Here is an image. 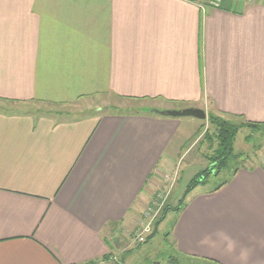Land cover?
Masks as SVG:
<instances>
[{
	"label": "crops",
	"instance_id": "crops-1",
	"mask_svg": "<svg viewBox=\"0 0 264 264\" xmlns=\"http://www.w3.org/2000/svg\"><path fill=\"white\" fill-rule=\"evenodd\" d=\"M106 95L264 122V0H0V264L101 262L152 204L183 119L22 108ZM255 158L185 197L173 253L264 264V144Z\"/></svg>",
	"mask_w": 264,
	"mask_h": 264
},
{
	"label": "rangeland",
	"instance_id": "rangeland-1",
	"mask_svg": "<svg viewBox=\"0 0 264 264\" xmlns=\"http://www.w3.org/2000/svg\"><path fill=\"white\" fill-rule=\"evenodd\" d=\"M178 106L180 104L173 107L177 108ZM22 108L34 114L49 113L56 115L62 113V118H74L81 115L133 114L145 110H176L169 109L165 103L160 101H135L109 95L80 100L68 106L28 103ZM204 112L206 114L205 120L183 118V126L167 149L165 159L163 158L158 166L162 174L161 178H151V183L147 187V189H150L148 193L149 203L153 205L148 204L145 206V210L134 222L129 234H124V241L120 243L121 246L119 245V251L116 252V255L107 257L101 262L97 261L94 264H169L170 257L177 256L171 251L170 241L167 240L175 218V212H168L166 218L156 227L155 235L149 238L162 214V208L177 207L192 180L198 174L201 175L206 169L212 168V171L208 174L205 183L192 189L186 199H191L202 192L211 191L223 181L230 179L233 170L242 166L248 167L257 162L255 156L264 144V131L261 128L253 130L242 120L226 117L225 119H230V122L239 126L233 144V153L236 158L229 160L226 169L216 172L209 160L217 146L216 141L211 140L214 127L208 121V117L212 113ZM158 205L161 210H159ZM145 222L151 223V231L145 235L142 243H137L135 233L138 230L136 235L140 234L141 224L144 225Z\"/></svg>",
	"mask_w": 264,
	"mask_h": 264
},
{
	"label": "trees",
	"instance_id": "trees-1",
	"mask_svg": "<svg viewBox=\"0 0 264 264\" xmlns=\"http://www.w3.org/2000/svg\"><path fill=\"white\" fill-rule=\"evenodd\" d=\"M142 113L151 114L153 116H159L156 115L153 112H149V110L141 111ZM208 121L211 125L214 127V133L211 135V140L216 141V148L213 152V155L210 157L211 165L213 168H215L216 172L219 170H224L228 167L229 160L235 159L236 155H234V149L233 144L234 140L236 138V135L239 131V126L235 125L233 122H230L229 120H226L220 116L210 114L208 117ZM249 128L251 129H260L264 131V122L262 123H252V122H244ZM237 169L232 171L231 177L235 174V171ZM210 171H212V168L209 170H205L202 172V174H198L192 182L190 183L187 191L185 192L183 198L181 199L180 203L175 208H169L164 207L162 208V214L159 217L158 221L156 222L155 228L153 233L149 236V238H152L156 231L157 226L165 219V216L168 214V212H179L185 201V197L188 195V193L194 189L199 184H204L206 181V178L208 174H210ZM230 177V179H231ZM230 179L223 181L220 183L217 187L213 188L210 192H216L223 186H225ZM169 264H216L213 261L201 259L197 257H191V256H183V255H177L176 257H170Z\"/></svg>",
	"mask_w": 264,
	"mask_h": 264
},
{
	"label": "water",
	"instance_id": "water-1",
	"mask_svg": "<svg viewBox=\"0 0 264 264\" xmlns=\"http://www.w3.org/2000/svg\"><path fill=\"white\" fill-rule=\"evenodd\" d=\"M160 116H165L174 119L194 118L197 120H205L206 114L203 110L197 108H185L180 110H165V111H149Z\"/></svg>",
	"mask_w": 264,
	"mask_h": 264
},
{
	"label": "built area",
	"instance_id": "built-area-1",
	"mask_svg": "<svg viewBox=\"0 0 264 264\" xmlns=\"http://www.w3.org/2000/svg\"><path fill=\"white\" fill-rule=\"evenodd\" d=\"M188 1L196 4L201 9H204V7L206 5L210 6V7L217 8V7H219V4H220V0H188ZM150 226H151V223H147V222H145L144 225L141 224L140 234L136 235L138 233V230L135 233V237H136L135 240L137 243H142L143 240L145 239V235L150 233V231H151Z\"/></svg>",
	"mask_w": 264,
	"mask_h": 264
}]
</instances>
